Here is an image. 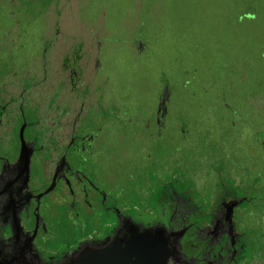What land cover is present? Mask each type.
Segmentation results:
<instances>
[{"label":"flooded vegetation","instance_id":"obj_1","mask_svg":"<svg viewBox=\"0 0 264 264\" xmlns=\"http://www.w3.org/2000/svg\"><path fill=\"white\" fill-rule=\"evenodd\" d=\"M81 46L56 51L43 101L35 84L18 91L11 64L1 68L7 82L0 86V260L76 264L89 250L150 230L166 242L167 264H264V142L236 162L220 161L227 165L222 176L171 171L154 157L142 167L151 175L118 177L111 157L103 158L114 123L88 113L102 56ZM21 77L36 74L24 70ZM163 100L151 133L155 150L167 147ZM171 173L177 175L158 184Z\"/></svg>","mask_w":264,"mask_h":264},{"label":"rangeland","instance_id":"obj_2","mask_svg":"<svg viewBox=\"0 0 264 264\" xmlns=\"http://www.w3.org/2000/svg\"><path fill=\"white\" fill-rule=\"evenodd\" d=\"M82 44L102 56L88 113L114 123L103 158L118 177L147 174L142 167L154 157L171 171L222 176L220 161L236 162L264 142V0H0V71L14 67L18 91L35 84L43 101L56 51ZM24 70L36 78L21 77ZM166 94L167 147L155 150Z\"/></svg>","mask_w":264,"mask_h":264},{"label":"water","instance_id":"obj_3","mask_svg":"<svg viewBox=\"0 0 264 264\" xmlns=\"http://www.w3.org/2000/svg\"><path fill=\"white\" fill-rule=\"evenodd\" d=\"M167 94L164 96L163 106ZM150 230L133 231L132 238L116 240L103 250H89L76 264H167L166 242ZM0 264H10L0 260Z\"/></svg>","mask_w":264,"mask_h":264}]
</instances>
